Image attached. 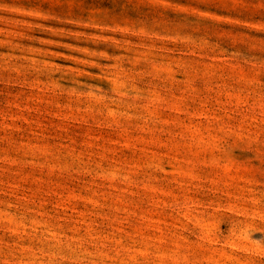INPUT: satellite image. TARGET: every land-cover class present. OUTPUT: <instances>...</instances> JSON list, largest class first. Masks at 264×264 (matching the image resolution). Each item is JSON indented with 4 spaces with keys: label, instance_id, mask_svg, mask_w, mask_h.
Instances as JSON below:
<instances>
[{
    "label": "rangeland",
    "instance_id": "1",
    "mask_svg": "<svg viewBox=\"0 0 264 264\" xmlns=\"http://www.w3.org/2000/svg\"><path fill=\"white\" fill-rule=\"evenodd\" d=\"M0 264H264V0H0Z\"/></svg>",
    "mask_w": 264,
    "mask_h": 264
}]
</instances>
